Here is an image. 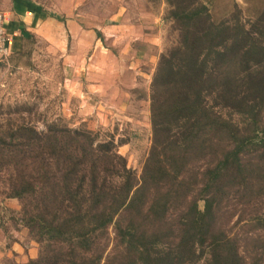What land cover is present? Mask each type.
<instances>
[{
	"label": "trees",
	"instance_id": "obj_1",
	"mask_svg": "<svg viewBox=\"0 0 264 264\" xmlns=\"http://www.w3.org/2000/svg\"><path fill=\"white\" fill-rule=\"evenodd\" d=\"M171 3L182 40L162 56L154 77L153 139L141 176L86 131L28 129L39 155L19 170L11 195L34 200L24 221L42 251L26 264H102L111 225L119 249L104 264H264L260 246L246 258L247 240L218 225L224 180L232 171L241 175L248 148L264 141L235 128L227 138L231 124L222 113L233 107L245 114L264 102V12L247 30L214 20L213 0ZM244 81L252 98L242 95ZM198 150L214 160L188 179ZM248 224L264 231V210Z\"/></svg>",
	"mask_w": 264,
	"mask_h": 264
},
{
	"label": "rangeland",
	"instance_id": "obj_2",
	"mask_svg": "<svg viewBox=\"0 0 264 264\" xmlns=\"http://www.w3.org/2000/svg\"><path fill=\"white\" fill-rule=\"evenodd\" d=\"M41 1L46 12L54 10L59 18L67 12L69 26L54 31V36L23 38L20 52L0 60V264H26L42 251L24 221L23 210L34 200L11 197L19 170L33 166L31 158L39 155L27 139L32 136L28 129L44 133L59 126L86 131L95 144L123 156L128 168L141 176L153 139L154 77L162 56L182 40L181 27L172 17L174 0ZM209 9L217 22L249 30L264 12V0H213ZM242 91L253 97L245 81ZM207 100L215 103L214 97ZM237 110H222L231 124L226 137L230 139L235 128L256 142L263 140L264 102L259 98L245 114ZM262 142L248 148L241 175L229 172L220 202L218 225L247 240L241 246L246 258L254 256L257 246L264 257V231L248 224L264 210ZM204 154L205 150L197 151L188 179L213 162L214 157ZM117 241L111 225L102 239V264L117 258Z\"/></svg>",
	"mask_w": 264,
	"mask_h": 264
},
{
	"label": "crops",
	"instance_id": "obj_3",
	"mask_svg": "<svg viewBox=\"0 0 264 264\" xmlns=\"http://www.w3.org/2000/svg\"><path fill=\"white\" fill-rule=\"evenodd\" d=\"M51 11L53 13L46 12L41 0H0V13L4 16L11 54L21 51L23 38L26 39L22 33L24 30L31 37L40 35L49 37V35L54 36V31L60 32L64 26H69L67 12L64 11L59 18L54 15V10Z\"/></svg>",
	"mask_w": 264,
	"mask_h": 264
},
{
	"label": "built area",
	"instance_id": "obj_4",
	"mask_svg": "<svg viewBox=\"0 0 264 264\" xmlns=\"http://www.w3.org/2000/svg\"><path fill=\"white\" fill-rule=\"evenodd\" d=\"M10 39L4 25V16L0 13V60L11 55Z\"/></svg>",
	"mask_w": 264,
	"mask_h": 264
}]
</instances>
